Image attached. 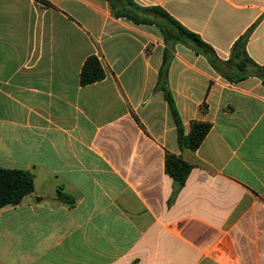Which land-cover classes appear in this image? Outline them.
Instances as JSON below:
<instances>
[{"label":"crops","instance_id":"0c3cea01","mask_svg":"<svg viewBox=\"0 0 264 264\" xmlns=\"http://www.w3.org/2000/svg\"><path fill=\"white\" fill-rule=\"evenodd\" d=\"M161 7L224 62L241 38L264 67V0H134ZM185 135L182 148L165 92ZM105 78L82 85L89 57ZM231 82L109 0H0V167L34 190L0 209V264H264V77ZM192 166L173 196L166 155ZM72 201L58 199L59 193Z\"/></svg>","mask_w":264,"mask_h":264},{"label":"trees","instance_id":"16d2710c","mask_svg":"<svg viewBox=\"0 0 264 264\" xmlns=\"http://www.w3.org/2000/svg\"><path fill=\"white\" fill-rule=\"evenodd\" d=\"M115 15L134 21L137 24H155L164 36L168 47L174 49L176 44H184L194 49L195 52L206 55L213 68L222 74L228 81L235 82L247 75V69L252 67L255 73L264 77V67L256 64L248 56L245 44L246 39L241 38L237 41L234 50L241 54L239 61L224 62L218 58L215 51L201 38L187 30L183 25L176 21L169 13L161 7L142 8L134 0H109ZM172 50L166 49L164 62L161 68L158 88L165 92L166 99L170 103L174 118L178 126V139L182 148L192 151L197 150L209 133L211 125L209 123L195 121L192 123L190 134L185 135L182 128V121L176 109L174 100L168 89V71L171 63ZM105 78V71L95 56L89 57L81 70L82 85H90L102 81ZM165 169L173 179V196L175 197L184 187L192 166L182 158L167 154ZM34 190V176L28 171L5 169L0 167V209L17 205L22 202L25 196ZM58 199H72L66 194L59 193Z\"/></svg>","mask_w":264,"mask_h":264}]
</instances>
